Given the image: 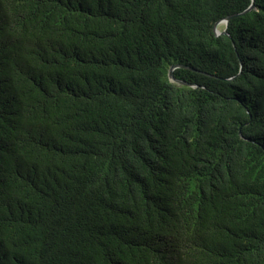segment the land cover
<instances>
[{
	"label": "trees",
	"instance_id": "obj_1",
	"mask_svg": "<svg viewBox=\"0 0 264 264\" xmlns=\"http://www.w3.org/2000/svg\"><path fill=\"white\" fill-rule=\"evenodd\" d=\"M0 264H264V0H0Z\"/></svg>",
	"mask_w": 264,
	"mask_h": 264
},
{
	"label": "rangeland",
	"instance_id": "obj_2",
	"mask_svg": "<svg viewBox=\"0 0 264 264\" xmlns=\"http://www.w3.org/2000/svg\"><path fill=\"white\" fill-rule=\"evenodd\" d=\"M219 28H222V24H221V25H219Z\"/></svg>",
	"mask_w": 264,
	"mask_h": 264
}]
</instances>
